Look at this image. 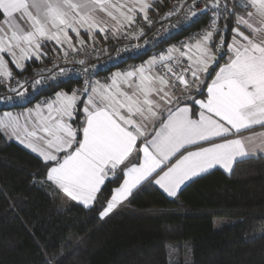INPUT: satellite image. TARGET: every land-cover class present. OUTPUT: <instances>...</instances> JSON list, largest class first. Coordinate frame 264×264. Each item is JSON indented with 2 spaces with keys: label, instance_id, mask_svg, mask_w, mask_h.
I'll use <instances>...</instances> for the list:
<instances>
[{
  "label": "snow or ice",
  "instance_id": "obj_1",
  "mask_svg": "<svg viewBox=\"0 0 264 264\" xmlns=\"http://www.w3.org/2000/svg\"><path fill=\"white\" fill-rule=\"evenodd\" d=\"M201 2L178 0L164 17L187 11L178 26L183 31L211 13L189 42L105 83L85 81L86 87L58 92L26 113L0 116V129L41 159L45 182L73 207L94 210L103 221L145 185L174 198L218 166L231 171L241 159L264 156V132L241 135L264 129V0H206L193 11ZM152 9V0H0V78L11 80L9 62L24 70L23 62L46 56L49 43L69 62L85 45L82 31L93 40L96 33L143 36V29H127L138 16L152 24ZM65 74L60 68L56 76ZM46 87L44 80L32 84L34 92ZM11 90L26 99V89ZM114 181L120 183L106 196Z\"/></svg>",
  "mask_w": 264,
  "mask_h": 264
},
{
  "label": "trees",
  "instance_id": "obj_2",
  "mask_svg": "<svg viewBox=\"0 0 264 264\" xmlns=\"http://www.w3.org/2000/svg\"><path fill=\"white\" fill-rule=\"evenodd\" d=\"M171 1H153L149 13ZM37 61L21 72L31 75ZM77 84L45 93L72 92ZM119 183H107L105 195ZM184 242L190 264H264V156L241 159L229 173L214 169L174 198L145 185L102 221L58 196L41 159L0 130V264H52L53 257L59 264H169L167 246Z\"/></svg>",
  "mask_w": 264,
  "mask_h": 264
},
{
  "label": "built area",
  "instance_id": "obj_3",
  "mask_svg": "<svg viewBox=\"0 0 264 264\" xmlns=\"http://www.w3.org/2000/svg\"><path fill=\"white\" fill-rule=\"evenodd\" d=\"M188 2L190 3L191 0H188ZM205 2L206 0H202L193 11H199L203 8ZM177 3L178 0H172L164 9L154 14L149 13V18L153 21L150 25L143 20L142 16H138L136 24L127 29V31L139 32L140 29H143V36H113L110 32L100 33L95 35L94 40L90 38L84 40L85 45L79 55L70 54L68 57L69 62L67 63L64 60L63 52L59 48L57 51L47 53L46 56L38 59L36 64L31 67V75L27 72H18L12 75L10 81L6 78H0L2 80L0 84L5 89V94L0 96V108L20 111L24 107L42 104L44 101L49 100L50 95L45 93L47 90L65 82L78 81L74 90L86 87L85 81L105 83L111 77V72L118 68L119 65L123 70L128 68L127 63L122 65L124 61L139 58V61L136 62L139 66L145 63L147 59L157 56L171 46L180 47L183 43L189 42L190 37H193L194 34L199 33L208 26L211 13L201 18L192 27L180 31L178 26L185 23L188 16L187 11L164 18L166 13L174 10V6ZM75 44L80 47L78 43ZM93 48L95 51H93ZM118 53L122 55V61L111 59L116 57ZM80 59L86 60V64L82 66L79 63L70 62ZM97 65L99 69L93 74L94 66ZM84 67L89 68V74L86 75L83 72L82 69ZM60 68L66 70L64 77L56 76ZM156 71H160V69L158 68ZM54 76H56V79L52 81ZM36 80H44L45 83H48V87L41 89L39 92H34L32 84ZM17 81H21L24 84V88H19ZM11 89H17L18 91H25L26 89V99L24 101L19 100L17 92Z\"/></svg>",
  "mask_w": 264,
  "mask_h": 264
},
{
  "label": "crops",
  "instance_id": "obj_4",
  "mask_svg": "<svg viewBox=\"0 0 264 264\" xmlns=\"http://www.w3.org/2000/svg\"><path fill=\"white\" fill-rule=\"evenodd\" d=\"M153 1H155V0H152V2ZM69 35H71L72 36V40H73V43L75 44V43H77V38H76V36L73 34V33H69ZM80 38L81 39H83V41L86 39V38H89V35L88 34H86V33H84L83 31L80 33ZM218 39V38H217ZM59 49V47L58 46H56L54 43H49L48 45H46V47L43 49V51H45L46 53H50V52H48V51H57ZM5 59L6 60H8L9 58L7 57V56H5ZM33 59H35V58H33ZM30 60H32V59H30ZM30 60H28V61H30ZM35 60H38V59H35ZM149 59H147V61H148ZM28 61H25V62H23L24 63V68H25V64L28 62ZM223 62H221V64H222ZM9 68H10V70H11V72H12V75L14 74V73H18V72H21V71H23V70H20V69H18V68H16L13 64H11V62H9ZM138 66V64H128V68L126 69V70H130V69H132V68H134V67H137ZM122 71H125V70H123V69H121V68H116V69H114L112 72H111V75L113 74V73H115V72H122ZM214 74L215 73H213V76H214ZM210 79H211V77L209 78V82H210ZM59 91H63V92H66V91H64V90H59ZM58 92V91H57ZM66 93H71V92H66ZM55 94V93H54ZM54 94H52V95H50V97H49V100L54 96ZM198 99L200 98V97H197ZM35 106V105H34ZM34 106H32V107H24V108H22L20 111H12V110H9V109H1L0 110V116H3V114L4 113H6V112H10V113H12L13 115H16V114H20V113H26V111L28 110V109H33L34 108ZM1 130V132H2V134L8 139V140H11V141H14V142H16V143H18V144H20L18 141H16V139H14V138H12L11 137V135H10V133H5V131L3 130V129H0ZM261 132H264V129H262V128H254V129H251V130H249V131H245V132H242L241 133V135H243V136H258V134L259 133H261ZM20 145H22V144H20ZM23 147H25L24 145H22ZM26 148V147H25ZM29 150V149H28ZM216 169H220V170H222V171H224L225 173H229L230 171H228V170H225V169H223V168H221V167H217ZM117 187V186H116ZM156 187H158V186H156ZM159 188V187H158ZM161 190V189H160ZM162 192H163V190H161ZM164 193V192H163ZM165 195H167L166 193H164ZM168 196V195H167ZM169 197V196H168Z\"/></svg>",
  "mask_w": 264,
  "mask_h": 264
},
{
  "label": "rangeland",
  "instance_id": "obj_5",
  "mask_svg": "<svg viewBox=\"0 0 264 264\" xmlns=\"http://www.w3.org/2000/svg\"><path fill=\"white\" fill-rule=\"evenodd\" d=\"M58 92H63V91H58ZM58 92H56V93H58ZM56 93L54 94V96L52 98L55 97ZM64 93H66V92H64ZM0 103H1V99H0ZM167 251H168V262H169V264H175L177 262H180L182 264H190L192 261L190 243L184 242L181 244H169L167 246Z\"/></svg>",
  "mask_w": 264,
  "mask_h": 264
}]
</instances>
